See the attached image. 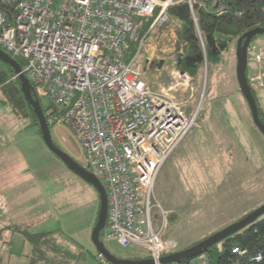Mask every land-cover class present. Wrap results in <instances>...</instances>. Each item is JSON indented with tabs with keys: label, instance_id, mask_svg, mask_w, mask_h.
<instances>
[{
	"label": "built area",
	"instance_id": "1",
	"mask_svg": "<svg viewBox=\"0 0 264 264\" xmlns=\"http://www.w3.org/2000/svg\"><path fill=\"white\" fill-rule=\"evenodd\" d=\"M179 2L187 3L195 22V7L219 17L229 12L225 0H0V49L23 60L33 95L39 103L48 100L49 106L41 107L47 124L72 129L84 167L105 188L104 239L143 249L154 264L178 245L166 234L168 211L152 203L154 184L164 162L197 126L200 111L187 101L193 97L188 73L170 70L168 87L157 91L143 75L147 53L154 57L155 45L149 49L148 40L164 35L167 8ZM144 17L152 21L135 55L125 61ZM168 33L174 46V29ZM246 59L256 65L247 77L250 89L264 92V44L251 41ZM179 90L189 94L183 103ZM7 210L0 192V213ZM230 252L232 264H264V250L249 254L233 246ZM97 258L110 264L100 253ZM196 264H209L207 256H199Z\"/></svg>",
	"mask_w": 264,
	"mask_h": 264
},
{
	"label": "rangeland",
	"instance_id": "2",
	"mask_svg": "<svg viewBox=\"0 0 264 264\" xmlns=\"http://www.w3.org/2000/svg\"><path fill=\"white\" fill-rule=\"evenodd\" d=\"M211 4L207 3L209 10ZM172 28L169 25L158 41L154 36L148 40L149 49L155 45L154 57L148 64L143 62L142 69L154 91L168 87L169 71L175 69L170 59L174 46L168 33ZM252 42L264 44V34ZM161 58L164 63L159 68L156 62ZM236 65L237 48L233 43L219 65L203 66L200 82L193 78L190 100L187 90L176 93L180 103L187 100L189 105H198L200 111L198 127L188 132L164 162L153 189L152 203L166 211L171 209L166 233L177 241L173 252L208 238L264 204V137L237 92ZM255 70L256 65L247 60V77ZM254 95L264 114V92L255 91ZM40 106L45 110L48 100L40 99ZM49 130L54 144L84 167V153L72 129L59 124L49 126ZM198 155L216 156L220 162H202L195 158ZM209 164L218 169L206 168ZM0 192L8 202L7 213H0V227L27 223L30 232L60 230L82 245L77 248L81 259L69 257V264H101L91 241L98 202L95 189L47 149L29 117L17 116L1 98ZM9 235H13L9 245L15 252L20 250V242L29 246L19 234ZM101 242L116 257L146 256L139 247L123 248L103 235Z\"/></svg>",
	"mask_w": 264,
	"mask_h": 264
},
{
	"label": "trees",
	"instance_id": "3",
	"mask_svg": "<svg viewBox=\"0 0 264 264\" xmlns=\"http://www.w3.org/2000/svg\"><path fill=\"white\" fill-rule=\"evenodd\" d=\"M196 1L200 2L201 0ZM225 1L229 12L227 15L221 17L195 7L196 22L193 20L190 9L185 2L170 5L167 8V14L170 18L168 25L173 27L176 36L174 53L170 56L172 66L176 70L188 73L197 82L201 81L203 66L215 67L219 65L223 60V54L233 43L237 45V40L242 38L245 33L255 28H264V0ZM235 11L241 12L240 17L234 16L233 13ZM151 21L152 18L139 19V30L136 38L130 43L124 55L125 61L130 60L135 55L138 41L148 29ZM16 61L22 69L24 67L23 60L16 58ZM14 74L15 72L11 66L0 61L1 101L9 103L17 116L22 118L29 117L31 125L36 128L37 134L42 138L36 115L21 92L19 79L13 78ZM236 82L238 86L237 92L242 95L237 79ZM252 93L254 95V91ZM34 98L36 99L35 96ZM254 98L258 108L259 119L264 124V114L259 107L255 95ZM170 219H172V216H170ZM96 220L97 213L94 225ZM28 225L25 223L21 226L18 225L19 227L11 225L0 227V244L3 243L1 241V234L6 230H10L22 236L24 241L30 245L29 264H69L67 261L69 257L74 260L78 259V261L81 259V253H77V248L81 249L82 245L73 237L65 236L60 230L30 232ZM103 234L104 230H101L99 233L100 240ZM198 242L185 246L178 251L191 247ZM233 246L246 248L249 254L264 250V216H261L260 219L247 228L233 233L219 244L204 249L201 253L209 255L210 264H232L234 256L230 251ZM196 257L172 264H192ZM147 258V256H144L133 259ZM0 264H2L1 249Z\"/></svg>",
	"mask_w": 264,
	"mask_h": 264
},
{
	"label": "water",
	"instance_id": "4",
	"mask_svg": "<svg viewBox=\"0 0 264 264\" xmlns=\"http://www.w3.org/2000/svg\"><path fill=\"white\" fill-rule=\"evenodd\" d=\"M264 34V28H255L244 34L242 38L237 40V65H236V79L242 96L248 106L252 122L256 129L264 137V124L260 121L258 116V108L254 98V95L247 83L246 76V66H247V46L257 35ZM0 61L11 66L16 74H18V79L21 83V92L27 101L28 105L33 110L36 115L42 140L47 147V149L52 152L69 170L74 172L77 176L82 178L85 182L90 184L96 191L99 199V208L97 212V220L91 232V241L97 250L101 253L105 259L110 264H153L150 259H123L112 255L104 244L99 239V233L104 229L106 218H107V195L106 191L99 181V179L90 171L86 170L84 167L76 163L69 155L63 152L59 147H57L51 139L49 126L47 125L42 109L39 102L32 95L31 85L22 73L21 67L18 65L17 61L11 58L7 53L0 49ZM164 61L160 60L158 67L163 65ZM206 77V76H205ZM205 81V78H204ZM264 215V204L257 209L253 210L249 214L245 215L235 223L228 225L217 233L209 236L208 238L199 241L197 244L188 247L186 249L176 251L169 255L163 256L160 259L161 264H172L177 263L185 259H190L196 256L199 252L204 249L211 247L212 245L224 240L225 238L231 236L234 232L241 230L258 218Z\"/></svg>",
	"mask_w": 264,
	"mask_h": 264
},
{
	"label": "crops",
	"instance_id": "5",
	"mask_svg": "<svg viewBox=\"0 0 264 264\" xmlns=\"http://www.w3.org/2000/svg\"><path fill=\"white\" fill-rule=\"evenodd\" d=\"M160 60H164V59H160ZM160 60H158V62H156V63L158 64ZM197 127H195V128H197ZM186 135H185V137H186ZM185 137L182 139V141L185 139ZM181 142H180V144H181ZM180 144H179V146H180ZM195 158H197L199 161L207 162V163H214V162H217V161L220 162L217 159L218 157H216V156H210V155H198ZM205 167L208 168V169H215V168L218 169V167L215 166L214 164L213 165L212 164H209V165H206ZM97 197H98V195H97ZM98 203H99V199H98V202H97V210H98V206H99ZM168 211H171V209H168ZM13 223L17 224L19 222H13ZM20 224H23V223H20ZM10 233H13V232H11L10 230H6L5 232H3L1 234V241L3 242V246H2L3 248L1 249V247H0V249L2 251V264H29L30 263L29 255L31 253V247H30V245L25 247V245L19 241L20 242V245H21L20 246V250H16V252H15L11 248L12 245H9L10 242H11V240H12V237H13V235H9ZM3 236H5L8 240L7 239L6 240L3 239ZM167 236H169V235H167ZM23 241H24V239H23ZM144 255H145V253H144Z\"/></svg>",
	"mask_w": 264,
	"mask_h": 264
},
{
	"label": "bare ground",
	"instance_id": "6",
	"mask_svg": "<svg viewBox=\"0 0 264 264\" xmlns=\"http://www.w3.org/2000/svg\"><path fill=\"white\" fill-rule=\"evenodd\" d=\"M144 18H147V17H144ZM170 22V21H169ZM2 50V49H1ZM6 53V52H5ZM147 58H149V60H148V62H146L145 64H148V63H150V56H148L147 55ZM206 67V66H205ZM22 70V69H21ZM16 74V73H15ZM25 76V75H24ZM18 78V77H17ZM247 83H248V81H247ZM249 85V84H248ZM32 89V88H31ZM33 94V93H32ZM38 101V100H37ZM39 102V101H38ZM40 104V103H39ZM41 107V106H40ZM42 109V108H41ZM43 112V111H42ZM44 115V114H43ZM45 118V117H44ZM45 121H46V119H45ZM47 123V122H46ZM48 125V124H47ZM49 126V125H48ZM195 128V127H194ZM179 146V145H178ZM177 149V148H176ZM85 168V167H84ZM86 169V168H85ZM87 170V169H86ZM89 171V170H88ZM91 172V171H90ZM92 173V172H91ZM102 184V183H101ZM104 187V186H103ZM105 189V188H104ZM8 211V210H7ZM108 211V210H107ZM7 213V212H6ZM6 213H2V214H6ZM264 216V215H263ZM258 219H260V218H258ZM257 219V220H258ZM254 223V222H253ZM252 223V224H253ZM106 224V223H105ZM250 226V225H249ZM248 227V226H247ZM247 227H245V228H247ZM104 229H105V227H104ZM103 229V230H104ZM244 229V228H243ZM242 230V229H241ZM238 231H240V230H238ZM238 231H236V232H238ZM235 233V232H234ZM230 237V236H229ZM228 238V237H227ZM226 239V238H225ZM224 239V240H225ZM101 241V240H100ZM223 241V240H222ZM222 241H220V242H222ZM220 242H218V243H220ZM218 243H216V244H218ZM216 244H214V245H216ZM213 246V245H212ZM208 249V248H207ZM246 249V248H245ZM247 251H248V249H247ZM201 252H203V250L201 251ZM201 252H199L196 256H194V257H196V259L194 260V262L192 263V264H196L197 262H198V258H199V256H201L202 254H205L206 256H207V259H208V261H209V264H210V258H209V255L208 254H206V253H201ZM99 253V252H98ZM172 253H174V252H172ZM101 254V253H100ZM169 254H171V253H169ZM169 254H167V255H169ZM147 256V255H146ZM164 256H166V255H164ZM148 257V256H147ZM193 257V258H194ZM105 258V257H104ZM162 258V257H161ZM160 258V259H161ZM193 258H190V259H193ZM147 259H149V258H147ZM190 259H185V260H190ZM106 260V259H105ZM151 260V259H150ZM107 261V260H106ZM108 262V261H107ZM109 263V262H108ZM178 263V262H177ZM153 264H154V262H153Z\"/></svg>",
	"mask_w": 264,
	"mask_h": 264
},
{
	"label": "flooded vegetation",
	"instance_id": "7",
	"mask_svg": "<svg viewBox=\"0 0 264 264\" xmlns=\"http://www.w3.org/2000/svg\"><path fill=\"white\" fill-rule=\"evenodd\" d=\"M158 66V65H157Z\"/></svg>",
	"mask_w": 264,
	"mask_h": 264
}]
</instances>
